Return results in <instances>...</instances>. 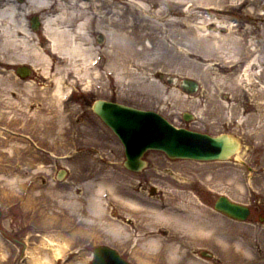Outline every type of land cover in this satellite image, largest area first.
<instances>
[{
	"label": "rangeland",
	"instance_id": "374dc122",
	"mask_svg": "<svg viewBox=\"0 0 264 264\" xmlns=\"http://www.w3.org/2000/svg\"><path fill=\"white\" fill-rule=\"evenodd\" d=\"M257 5L264 9V0H258ZM244 14L245 7H242L231 15L238 28L232 37L258 35V30L251 34L249 28L258 29L261 22L254 23L244 18ZM33 16L40 19L42 14L32 13L28 22ZM215 25L207 24L206 29L212 30ZM186 27H193L198 34L200 32L196 25L186 24ZM30 30L35 36V43H38L41 28L37 34V31ZM219 33L228 35L229 31L222 26ZM99 36L102 42L98 41ZM92 41L99 51L97 67L65 76V86H70L72 91L62 106L64 112L61 110L67 117L64 124L59 119L58 107L49 96L55 71L43 75L40 66L34 67L26 62L3 63L0 66V74L4 76L0 77V264H25L32 258L30 252L41 257V252L37 250L41 237L56 231L49 227L52 216L62 213L64 217L60 224L64 225L71 213L60 207L58 195L81 187L83 181L80 176L88 173L84 165L90 162L89 159L96 160V165L104 171L115 172L131 192L150 202H160L167 207L186 202V211L190 214L197 212L210 222L221 217L223 221H216L214 226L229 232L236 241L248 244L253 251V255L248 257L242 255L241 249L230 248L233 240L221 245L210 237L194 238L198 242L193 255L200 264H248L253 259L260 263L264 261V222H258L253 214L246 222H235L213 208L219 194L248 204L252 182L246 167L251 165L256 155L264 162V93L261 88L264 66L252 91L245 86L232 90L225 84L231 76L241 72L243 64L235 68L229 63L230 69L221 71L220 67L225 66L221 63L220 67L214 65L206 70L210 63L186 54L169 68L159 70L153 78L160 85L159 89L146 93L135 83H117L107 73L112 62L105 54L106 38L92 33ZM230 48V45L227 46L224 52L228 60L233 59ZM192 63L199 64L200 68H195ZM18 66H30L31 75L24 80L19 78L15 74ZM96 70L99 72L96 73ZM134 72L137 73L136 70ZM182 78L197 81L198 91L191 95L182 92L179 87ZM22 81H28L30 88L21 84ZM9 82L14 83L13 87H9ZM220 87L223 88L220 92L229 93L227 99L219 95ZM97 99L157 112L176 127L209 135L226 133L237 138L241 147L236 156L227 162L170 160L162 152L148 151L144 155L145 169L141 172L129 171L123 165L125 158L120 141L92 112V104ZM12 103L22 104L27 113L13 111ZM237 105L243 114L234 113ZM184 113L193 116L189 122L183 120ZM70 127L81 131L71 133ZM21 134L26 135V139L21 138ZM61 170L66 173L59 179ZM256 185V190L260 192L259 200L264 203V177ZM152 188L157 195H151ZM82 193L80 190L76 195L80 197ZM80 203L76 218L82 217L83 221L88 214L86 200L82 198ZM113 206L115 216L111 218L126 220L127 228L135 233L141 221L137 212L123 217L121 209L115 204ZM73 230L66 236H71ZM74 235L62 256L55 257L51 264H90L92 249L100 244L114 246L131 264H140L141 261L154 264L151 258L143 257L142 245L136 251V244L118 240L106 230L96 229L91 222H82L79 233ZM203 252L210 256H205ZM233 253L238 256L236 260L230 259Z\"/></svg>",
	"mask_w": 264,
	"mask_h": 264
},
{
	"label": "bare ground",
	"instance_id": "6f19581e",
	"mask_svg": "<svg viewBox=\"0 0 264 264\" xmlns=\"http://www.w3.org/2000/svg\"><path fill=\"white\" fill-rule=\"evenodd\" d=\"M257 2L258 0H0V66L3 63L26 62L34 67L40 66L43 75L55 71L49 96L58 107L62 124L67 121L62 106L71 92L70 86H65V76L78 70L88 71V67H97L99 51L94 47L92 33L106 38L105 54L112 62L107 73L119 84L135 83L142 92L155 91L160 87L153 80L158 71L169 68L171 64L179 62L182 55L188 54L210 63L206 70L214 65L220 67L221 63L225 64L220 67L221 71L229 70V63L235 68L243 64L241 72L231 76L225 87L236 90L245 86L252 91L257 86L255 81L264 66V9ZM242 7H245L244 18L254 23L261 22L258 29L249 28V33L253 34L258 30V35L232 37V33L238 28L231 15ZM32 13L42 14V33L38 43H35V36L28 24V17ZM210 23L216 24L212 30L206 29V25ZM186 24L196 25L200 30L199 34L193 27H186ZM222 26L227 28L228 35L219 33ZM229 45L232 60H228L229 57L224 53ZM192 64L195 68H200L199 64ZM0 77L4 76L0 74ZM13 84L9 82V87H13ZM24 85L30 88L27 82ZM261 88L264 93V84ZM221 89L223 88L220 87L219 95L227 99L229 93L220 92ZM238 108L239 105L234 113L243 114ZM70 130L71 133L79 131L72 127ZM97 157L102 160L99 153ZM89 160L84 165L88 173L80 176L83 181L81 187L58 195L60 207L71 212L67 217V224H60L64 217L62 213L53 215L49 227L56 231L41 237L37 246L41 257L30 252L32 258L25 264H51L55 257L62 256L72 238H75L74 234L79 233L82 222H91L96 229L106 230L118 240L136 244V251L142 245L143 257L151 258L150 261L154 264H200L193 255L198 242L193 239L202 237L213 238L221 245L233 240L230 248L241 249L242 255L248 257L253 255L248 244L236 241L229 232H223L214 226L216 221H223L221 217L210 222L197 212L190 214V211H186V202L175 207L150 202L131 192L115 172L104 171L101 166L96 165V160ZM80 190L83 193L78 197L76 193ZM82 198L86 200L88 213L83 221L80 216V219L76 218ZM114 204L121 209L123 217L136 212L140 216L141 221L135 233L127 228L126 220L111 218L115 216ZM72 229L73 236H66ZM236 256L233 253L230 259L236 260ZM251 261L248 264H264V261ZM139 263L150 264L147 261Z\"/></svg>",
	"mask_w": 264,
	"mask_h": 264
},
{
	"label": "water",
	"instance_id": "95a60500",
	"mask_svg": "<svg viewBox=\"0 0 264 264\" xmlns=\"http://www.w3.org/2000/svg\"><path fill=\"white\" fill-rule=\"evenodd\" d=\"M31 22L32 28L37 29V18H32ZM29 73L28 68L17 69V74L21 77ZM180 87L191 94L198 89V83L191 79H182ZM92 109L119 138L124 146V166L134 172H139L146 166L142 158L148 150L162 151L170 159L225 161L240 147L237 139L226 134L210 136L184 128L177 129L152 111H142L103 100L95 101ZM184 119L188 121L190 117L185 114ZM215 209L233 219L244 220L248 216V209L232 204L225 197L217 200ZM106 256L104 252H96L93 264H122L116 258L108 262Z\"/></svg>",
	"mask_w": 264,
	"mask_h": 264
},
{
	"label": "flooded vegetation",
	"instance_id": "af4514ba",
	"mask_svg": "<svg viewBox=\"0 0 264 264\" xmlns=\"http://www.w3.org/2000/svg\"><path fill=\"white\" fill-rule=\"evenodd\" d=\"M25 83H26V81L22 82L21 84H25ZM14 93L15 92H13V94ZM92 97L93 96H91V98ZM28 103L29 102H27V104ZM30 109H31V107L28 108V110H30ZM12 110L13 111H23V112L27 113V110H25V108L22 107V104L14 105V103H12ZM22 115H24V114H22ZM18 124H20V123H18ZM12 128H13V126H12ZM20 128H22V126L19 127L17 130H19ZM8 132L10 134H12V135L13 134L15 135V133L12 132V131H8ZM20 137L23 138V139H26V135H24V134H21ZM259 158H260V156L256 155L255 159H252L251 165L246 167L247 172H248V174L251 177L250 180L252 182V185H250V200H249V203L247 204V206H248V208L250 210L249 217L253 214V215L256 216L258 222H264V203L259 200L260 199V197H259L260 192L258 190H256V187H257L256 182L264 177V170H261V169L264 168L263 167L264 162L260 161ZM151 195H157V193H155V190H153ZM102 245H106V246H108L110 248H113V249L117 250L119 256L123 260L127 261L126 257L123 255V253L120 252L114 246H111V245H108V244H102ZM95 247L92 249V253L94 252Z\"/></svg>",
	"mask_w": 264,
	"mask_h": 264
}]
</instances>
